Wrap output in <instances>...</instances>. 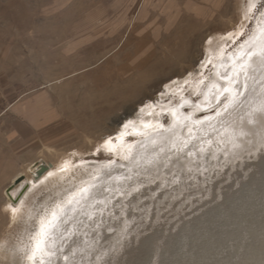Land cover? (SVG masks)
Segmentation results:
<instances>
[{"label": "rangeland", "instance_id": "obj_1", "mask_svg": "<svg viewBox=\"0 0 264 264\" xmlns=\"http://www.w3.org/2000/svg\"><path fill=\"white\" fill-rule=\"evenodd\" d=\"M0 264H264V0H0Z\"/></svg>", "mask_w": 264, "mask_h": 264}, {"label": "water", "instance_id": "obj_2", "mask_svg": "<svg viewBox=\"0 0 264 264\" xmlns=\"http://www.w3.org/2000/svg\"><path fill=\"white\" fill-rule=\"evenodd\" d=\"M48 169V165L44 164V163H40L38 165V170L37 173L34 174V177L37 178L39 177L41 174H43L45 171H47ZM22 180H24V175H19L17 177H15V179L13 180L12 184L8 187L7 192L10 191V189L14 186L19 184ZM29 187L28 183H25L19 190L18 194L16 195L15 199H13V202L16 203L17 201H19V199L21 198V196L24 194V192L27 190V188Z\"/></svg>", "mask_w": 264, "mask_h": 264}, {"label": "bare ground", "instance_id": "obj_3", "mask_svg": "<svg viewBox=\"0 0 264 264\" xmlns=\"http://www.w3.org/2000/svg\"><path fill=\"white\" fill-rule=\"evenodd\" d=\"M160 111H162V110H160ZM160 113H161V112H160ZM127 122H128V121L126 120V121H124V123H122V126H121L120 131H123V130H124V128L127 126V125H126ZM146 125H147L146 123H142V124H141V123H135V125H134L133 127H134L135 129L138 130L139 127L144 128V127H146ZM131 129H132V127H131ZM120 131H119V132H120ZM119 132H118V133H119ZM33 168H34V167H33ZM37 170H38V168L35 169L34 174L37 173ZM47 170H48V169H47ZM9 192H10V191L7 192V194L9 195V199H10V201H11L13 204H15V203L13 202V199H15L16 196H15V197H12V196L9 194ZM16 203H17V202H16Z\"/></svg>", "mask_w": 264, "mask_h": 264}]
</instances>
